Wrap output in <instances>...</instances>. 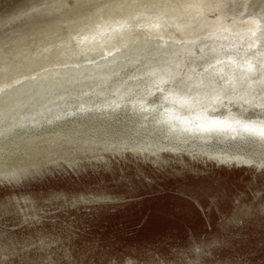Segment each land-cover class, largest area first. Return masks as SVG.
<instances>
[{
	"label": "rangeland",
	"instance_id": "obj_1",
	"mask_svg": "<svg viewBox=\"0 0 264 264\" xmlns=\"http://www.w3.org/2000/svg\"><path fill=\"white\" fill-rule=\"evenodd\" d=\"M123 1L0 0V98L4 100L0 126L6 124L0 129V147L7 151L0 148V169L28 174L17 182L0 181V264H264V215L251 207L257 193H261L264 204V171L217 167L199 157L165 150L155 156L146 151L118 149L117 143L111 144L112 147L88 143L100 130L97 124L104 126L100 120L116 118L84 116L81 121L63 115L67 118L60 121L62 124L44 123L46 126L41 125L32 135L20 124L13 125L18 114L25 112L26 101L30 103L51 94L71 98L82 95L88 86L70 88L67 84L71 79L99 73L98 68L88 69V64L104 62L114 54L122 66L114 82L130 80L161 65L172 49L198 46L209 39L201 37L192 42L172 39L177 33L173 28L179 19L177 9L192 0ZM223 2L222 27L249 39L253 31L242 19H264V0H218ZM78 4L79 9H86L76 11ZM65 12L74 13L65 19ZM218 13V8H212L206 19L215 20ZM42 16L56 17L47 23L53 24L54 30L51 27L40 32L44 24L39 22L33 27L40 33L27 31ZM233 18L238 23H233ZM153 23L157 27L152 28ZM258 40L248 58L236 55L233 61V56L226 54L224 60L228 64L224 67L233 68V73L259 78L264 35ZM105 45L117 48L113 47L109 55L95 49ZM245 65H249L247 70ZM78 103L75 99L68 107L72 109ZM70 114L74 116L77 112ZM52 130L54 133L57 130L55 134L62 138L54 136ZM42 144L46 152L44 148L41 151ZM8 153L11 161H6Z\"/></svg>",
	"mask_w": 264,
	"mask_h": 264
},
{
	"label": "bare ground",
	"instance_id": "obj_2",
	"mask_svg": "<svg viewBox=\"0 0 264 264\" xmlns=\"http://www.w3.org/2000/svg\"><path fill=\"white\" fill-rule=\"evenodd\" d=\"M77 7L78 8L76 9V11L77 10L83 11L86 9L84 7L79 9V4L77 5ZM85 7H87V5ZM143 8H146V7H143ZM201 8H206V9L203 10L202 12H199L198 9H201ZM212 8L213 9L218 8L219 13L215 20H211V19L208 20L206 19V14L211 12ZM224 11H225L224 2L218 3V0L217 2H215V0H192L190 3L184 6H180V8L177 9V14L179 15V19L175 22L176 24L173 27L175 31L177 32L176 33L177 38L172 37V39L178 40L176 42H179V41L192 42L201 37H208L209 39L203 42L200 41L201 44H199L198 46L197 45L192 46V47L181 46V47H178V49H174L175 51L172 49L170 52L167 53V56L163 59L164 62L161 65L146 69V72L139 73L137 76H135L133 79H130V80H121L118 82H114L115 75L117 74L116 72L122 67L120 64L117 63L118 62L116 60L117 56L114 54L107 57L104 62L100 61L97 63L88 64L87 65L88 69L98 68L100 70L99 73L97 75H92V77L91 75H88V76L83 75L79 78L77 77L76 79H73V80L71 79L67 84L70 88L88 86L87 89L86 88L83 89L84 91L82 95L77 96V98L76 97L71 98L70 96L67 97L65 95H58V96L52 97L51 96L52 94H51L50 95L51 97L43 96L44 98L39 99V100L36 99L33 101L31 100L30 103L26 101L25 112L22 113L19 111L22 114L21 115L18 114L19 118L16 117L17 120L15 121V123H13V125L20 124L22 126L21 128H23L24 131H26L29 135L30 134L32 135V133L36 131V129L40 127L41 125H43L44 123L56 124L57 122L59 123L61 120L63 121V118H67V117H72V119H79V120L81 119V117H84V116L94 117L98 119L116 118L117 120L115 119L110 120V121L106 119L100 120L102 125L104 126L100 127V125L97 124V127L100 128V130L97 129V134L94 137H90V140H88L89 142L86 139V142H88L89 144L91 143L92 145L100 144L102 146H108L113 143H117V145L115 144L116 145L115 147L118 149L130 150L132 152H140V153H144L146 151L149 154H153L155 156L159 155L163 150H165L170 153L186 154L191 157H199V158L204 159L205 161L215 164L217 167H224L228 169L243 168V169H252L254 172H259V173L263 172L264 171V78L260 76L264 77V52L261 51V55L259 56L260 67H259V71L257 72V75L258 76L260 75V76L257 79L256 77H251L249 74L247 75H245V73L242 74V72H240L241 74L233 73V68L224 67L225 65L228 64L224 60V57L226 54H230L229 56H233V61L235 60L236 55L244 59L248 58V55H250V53L257 46V42L259 41L258 39H260L262 35H264V19L263 18L261 20L257 19L258 17L257 18L247 17L245 19H242L245 23H247L246 25H248L250 30H252L253 32L249 39L240 38L239 35H236L233 32H229L225 28L222 27V22L225 17ZM73 13L65 12V14L63 15V18L65 19L70 18ZM84 16H85V12H84ZM100 19H101V16H100ZM50 20H56V17L42 16L38 18L36 22L33 23L28 28L27 31L40 33L48 28H51L53 24L50 26H48L47 24ZM39 22L41 24L43 23L44 25L41 27L40 32H37L33 26ZM232 22L238 23V20L233 18ZM75 25L76 24H74V26ZM154 27H157L156 23H153L152 28ZM51 29H53V27ZM72 29L74 30V28ZM113 33L111 32V35ZM134 33H135V30H134ZM141 33H142V30H141ZM144 35H146L145 32H144ZM147 36H149V34ZM113 47H115V45H105L102 48L96 47L95 49L100 52L105 53V55H109V53L113 50ZM89 51H91V49H89ZM81 54L80 56L84 57L85 59V56H83L84 54L83 55ZM76 56L78 57L77 54ZM79 63H82V62H79ZM79 63H76V64H79ZM142 63L144 64L143 61ZM152 66L154 65L152 64ZM248 68H249V65H245V69L247 70ZM62 72H64V70ZM214 77L216 78L213 79ZM68 78H72V77H68ZM25 79L27 81V78ZM122 79H124V77ZM48 88L50 87L48 86ZM7 89H10V88L8 87ZM68 90L66 92H68ZM18 91L19 90L17 89V93ZM22 91L23 90H21V94H22ZM43 92H45V94L47 93L45 90ZM3 93H1L2 96H3ZM112 94L113 96H111ZM35 97L36 96H34V98ZM103 97H106L107 99ZM75 99L76 101H79V103L74 108L70 109V107L68 106L70 102L74 101ZM2 101L4 100L0 98V108L2 107L1 105ZM122 101L124 102V104H121ZM174 101H178L177 102L178 104L173 103ZM179 103L181 104L184 103L186 106L183 105L184 107H182L181 105H179ZM194 103H197V104L199 103L200 105H197ZM94 105H99V106L94 107ZM63 107H65L64 110H63ZM71 111H75L77 112V114H74L73 116V114H70ZM63 115H67V117H62ZM43 119H46V120L42 122ZM82 120L83 119H81V121ZM126 122L129 124H127ZM60 123L62 124V122ZM8 126H9V123H8ZM62 126L63 125H61V127ZM70 126L71 125H69V127ZM4 127L2 123V127L0 129ZM92 130H95V128L94 129L92 128ZM87 131L86 133H89ZM62 133L63 134L65 133L64 130ZM49 134H52V133H49ZM56 134L54 136L57 137L58 135ZM34 135L35 134H33V136ZM79 135H82V134H79ZM11 136L13 135L11 134ZM58 137L62 138V136H58ZM28 138H32V137H28ZM7 139H8V136H7ZM23 139H26V138H23ZM33 139L36 140V137ZM50 139L54 140L52 137ZM67 139H70V138H67ZM74 139L77 140L75 137ZM0 140L2 142V138ZM11 140L13 139L11 138ZM14 143L15 142L13 141V145ZM84 143H85V140H84ZM25 144H28L27 141ZM50 144L48 141L47 146H50ZM4 145L6 146L5 143ZM67 145H68L67 147H70L69 146L70 144L67 143ZM29 146L27 145V148ZM10 148H11V145H10ZM42 148H44L46 152L45 146L40 148L41 151H42ZM16 149H15V152H16ZM40 149H39V152H40ZM3 151H5V153L7 152L6 149H3ZM9 152H11L10 149H9ZM15 152L14 154H16ZM34 153H37V151ZM8 154H9V160H6V161H11L10 153ZM21 154L23 155V152ZM4 158H6V156ZM13 158L15 159V157ZM13 158L12 160H14ZM21 158H24V156ZM4 162H5V159H4ZM21 162H22V159H21ZM4 166H7V165H5L4 163ZM12 166L11 168H13ZM16 166H18V164ZM2 168H3V165H2ZM15 172H12V170L8 171V169L7 170L0 169V181L14 180L15 182H17L19 180H23L26 177V175H28L27 173H24L25 171H22L19 173H15ZM260 194L257 193L254 196L255 203H253L251 207H253L257 212H260V214L264 215V204L261 203L262 198ZM243 210L247 212L249 211L248 208H244Z\"/></svg>",
	"mask_w": 264,
	"mask_h": 264
}]
</instances>
